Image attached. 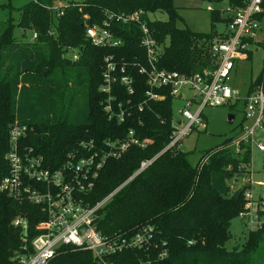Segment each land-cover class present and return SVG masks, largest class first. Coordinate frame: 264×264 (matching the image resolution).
<instances>
[{
  "label": "trees",
  "instance_id": "obj_1",
  "mask_svg": "<svg viewBox=\"0 0 264 264\" xmlns=\"http://www.w3.org/2000/svg\"><path fill=\"white\" fill-rule=\"evenodd\" d=\"M60 1L30 0L15 8L16 19L10 14L13 8L0 5V13L5 14L0 21V181L8 171L4 157L8 130L14 123L30 129L23 144L43 156L51 167L60 165L82 142L101 146L106 140H124L132 131L134 137L146 141V147L132 146L119 160H108L94 188L84 196L87 204L96 205L123 185L141 161L160 154L97 211L95 226L103 237H132L143 230L151 235L144 247L114 255V264H256L259 260L264 264V228L248 232L240 247L227 248L232 239L231 222L242 211L249 186L234 190L228 181L249 170L250 144H240L237 153L230 146L233 140H227L207 151L194 167L179 146L163 151L173 130V99L166 95L163 101H147L145 77L131 66L125 67V72L132 76L133 93L128 94L120 84L115 86L117 100L126 111L124 122L109 119L99 93L103 60L112 56L120 67L144 63L140 29L135 24L114 23V34L123 41L115 49L93 46L85 36V25L101 24L107 12L118 15L142 10L148 15L165 11L166 22L147 21L146 16L142 19L163 45L158 68L182 75L214 68L209 49L222 40V34L176 27L179 17L172 0H80L56 19L48 9ZM200 1L219 5L224 0ZM243 2L227 0L235 7ZM262 8L259 20L264 16V3ZM214 12L212 22L219 20V12ZM220 20L227 25V16ZM16 28L23 38L27 31L35 32L37 40L18 41ZM69 47L78 50L75 62L64 56ZM259 86L264 90V66L260 76L251 81L247 95ZM77 87L84 98L80 116L71 110ZM19 215L26 217L30 236L44 219L39 207L0 193V264H7L19 249L22 232L12 225ZM49 264L97 263L91 252L65 247Z\"/></svg>",
  "mask_w": 264,
  "mask_h": 264
},
{
  "label": "built area",
  "instance_id": "obj_2",
  "mask_svg": "<svg viewBox=\"0 0 264 264\" xmlns=\"http://www.w3.org/2000/svg\"><path fill=\"white\" fill-rule=\"evenodd\" d=\"M79 1L62 0L48 10L58 19L66 7L76 6ZM263 3L264 0H244L239 7L227 3L224 10L228 19L226 32L222 34V40L215 41L209 49L215 66L212 70L194 75L158 68L163 45L153 38V32L147 25L150 20L142 10L118 15L107 12L101 24H86L85 36L93 46L115 49L121 47L123 41L115 36L113 24H135L140 29L139 45L145 52L142 64L135 62L120 67L112 56L104 58L102 83L99 86V93L104 97L101 103L104 113L111 120L124 122L126 111L117 100L115 86L120 84L128 94L133 93L132 76L125 72V67L131 66L145 77L147 101H163L166 95L173 100L185 101L184 108L178 111L181 119H172L170 142L163 151L179 146L194 128L205 126L202 113L206 106L230 107L232 102L240 99L239 91L230 86L232 74L235 62L246 60L250 47L256 44L260 28L258 16L263 13ZM207 9L211 10L209 5ZM143 16H146L147 21L142 19ZM36 40L37 34L33 32L28 42ZM64 56L72 62L79 59L78 50L71 47L65 49ZM184 91L190 94L186 97ZM244 102V120L248 124H243L241 134L230 145L237 153L240 144L251 145L256 129H264L263 88L256 87L246 95ZM29 131L27 126L17 123L9 127L8 151L4 157L8 171L0 181V193L39 207L44 219L34 226L33 236L28 233L25 216L19 215L13 219V227L19 228L22 236L19 249L8 258L7 264H49L65 247L91 252L97 264H114L112 257L117 253L140 249L148 243L151 238L148 230L132 237H103L96 230V214L114 193L150 166L160 154L141 161L137 171L123 185L103 201L91 206L85 202L84 196L94 188L105 163L110 159L119 160L132 146L144 149L146 141L134 137V133L129 131L126 139L106 140L101 146L82 142L76 151L66 155L60 165L51 167L43 156L23 144ZM255 146L264 152L261 143ZM246 184L249 186L244 192L245 203L237 217L246 224L248 232L259 231L264 228V196L254 199L251 183ZM258 186L264 188L261 183Z\"/></svg>",
  "mask_w": 264,
  "mask_h": 264
},
{
  "label": "rangeland",
  "instance_id": "obj_3",
  "mask_svg": "<svg viewBox=\"0 0 264 264\" xmlns=\"http://www.w3.org/2000/svg\"><path fill=\"white\" fill-rule=\"evenodd\" d=\"M28 1L30 0H0V5L8 9L13 8L10 14L16 19L17 13L15 12V8ZM172 5L177 8V15L179 17L176 20V27L188 28L193 32L205 34L211 32L223 34L226 32V25L220 19L226 17L224 10L227 7V0H224L219 5H210L200 0H172ZM207 5L213 11L208 10ZM214 11L219 12V20L212 22L211 17L215 15ZM4 15V13H0V21L4 19ZM148 19L150 21L166 22L168 20V14L165 11L149 13ZM14 34L15 38L21 42H26L31 35L30 31H27L25 38H23L21 35L22 31L18 28L15 29ZM258 34L256 44L250 47V54H247L249 58L235 62L230 86L239 91L240 99L232 102L234 108L228 106H206L202 113L205 126L194 128L180 142L179 149L186 153L187 160L193 167L196 166L207 151L222 145L227 140L236 139L241 134L242 127L248 124L244 120V101L251 81L256 80L260 76L264 66V16L260 20ZM189 94L188 91H184V96L187 97ZM72 101V112L76 111L75 113L79 116L82 115L84 113V98L82 90L79 87L74 90ZM184 106V100H173L172 111L176 121L181 119L178 111L184 108ZM229 115L233 116L232 123L228 122ZM257 143H261L264 146V129H256L253 134L250 145L251 160L248 167L249 170L240 172L228 181L234 190H238L240 189L239 187L247 185L246 183H251L254 199L264 196V188L258 186L260 183L264 185V152L256 148L255 145ZM230 229L232 239L227 244V248L240 247L248 235L246 224L236 217L231 222ZM262 261L259 260L256 264H262Z\"/></svg>",
  "mask_w": 264,
  "mask_h": 264
},
{
  "label": "water",
  "instance_id": "obj_4",
  "mask_svg": "<svg viewBox=\"0 0 264 264\" xmlns=\"http://www.w3.org/2000/svg\"><path fill=\"white\" fill-rule=\"evenodd\" d=\"M232 121H233V116H232V115H229V117H228V122H229V123H232Z\"/></svg>",
  "mask_w": 264,
  "mask_h": 264
},
{
  "label": "crops",
  "instance_id": "obj_5",
  "mask_svg": "<svg viewBox=\"0 0 264 264\" xmlns=\"http://www.w3.org/2000/svg\"><path fill=\"white\" fill-rule=\"evenodd\" d=\"M259 30H260V28H259ZM259 33V32H258ZM259 35V34H258Z\"/></svg>",
  "mask_w": 264,
  "mask_h": 264
}]
</instances>
